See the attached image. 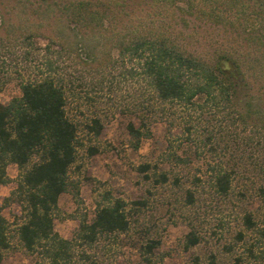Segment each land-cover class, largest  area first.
Instances as JSON below:
<instances>
[{
    "label": "trees",
    "instance_id": "16d2710c",
    "mask_svg": "<svg viewBox=\"0 0 264 264\" xmlns=\"http://www.w3.org/2000/svg\"><path fill=\"white\" fill-rule=\"evenodd\" d=\"M6 53L16 56L11 72L20 93L0 100V184L11 178L9 163L18 173L0 203V260L16 235L37 264H95L90 249L99 239L130 228L128 201L109 191L91 217H79L71 237L54 228L59 196H79L71 169L84 145L80 130L96 136L104 125L98 113L81 122L67 106L81 98L94 104L90 89L112 69L139 86L123 107L137 115L125 124L132 150L163 119L169 136L190 151L178 153L169 140L166 157L189 164L194 155L205 165L204 177L193 174L195 188L205 180L229 196L239 169L250 166L264 199V0H0V55ZM175 125L180 133L173 135ZM135 168L149 183L170 179L150 161ZM184 199L194 203V189L186 187ZM12 201L20 213L11 226L2 208ZM242 225L264 239V222L258 227L251 210L243 211ZM200 240L192 226L182 246ZM158 242L146 237V259ZM254 246L249 255L264 258V248ZM190 264H200L197 255Z\"/></svg>",
    "mask_w": 264,
    "mask_h": 264
},
{
    "label": "rangeland",
    "instance_id": "374dc122",
    "mask_svg": "<svg viewBox=\"0 0 264 264\" xmlns=\"http://www.w3.org/2000/svg\"><path fill=\"white\" fill-rule=\"evenodd\" d=\"M3 55H0V78L5 82L0 100L6 102L19 94L20 89L11 72L16 56L12 53ZM138 88L137 83L112 69L101 86L90 89L94 104L84 102L82 98L69 102V113L81 122L98 113L104 125L96 136H85L86 129L80 130L85 137L84 145L79 147L76 163L71 169L72 176L78 179L79 196L75 197L71 192H63L59 196L54 228L62 236L71 237L79 217L83 214L91 217L97 201L109 191L128 201L131 225L127 231L99 239L97 245L90 249L95 264H190L195 255L200 264H264V258H253L247 250L250 242L264 248V239L259 241L257 230L244 229L242 225L245 209L251 210L258 227L264 222V199L257 190L258 176L248 168L250 166L240 168L233 180V189L226 197L214 192L205 180L195 188L193 174L204 177L205 165L194 155L189 164L177 163L166 157L169 140L178 153L190 151L186 142L179 143L176 136H169L163 119L152 122L151 135L142 140L137 150H132L125 142V124L130 118L137 122V115L123 107ZM172 132L173 135L179 134V126H173ZM90 144L97 148L93 153L86 149ZM142 161H150L160 169L168 170L170 179L163 184L146 182L135 168ZM7 171L11 178L0 184V203L16 185V164L9 163ZM174 174L180 177L179 183L174 182ZM186 187L194 189V203L185 201ZM241 191H245V195H241ZM135 199H145V203H132ZM2 212L12 226L20 207L12 201L2 208ZM192 226L200 233L201 240L184 249V235ZM238 229H243L242 239L236 237ZM148 235L158 238L159 242L149 254L150 258L146 259L143 244ZM255 246L257 251L259 248ZM0 264H37V260L24 250L17 236L12 235L11 246L4 251Z\"/></svg>",
    "mask_w": 264,
    "mask_h": 264
}]
</instances>
